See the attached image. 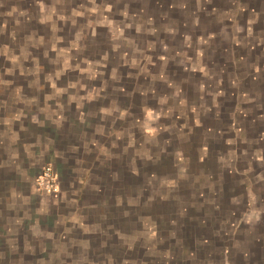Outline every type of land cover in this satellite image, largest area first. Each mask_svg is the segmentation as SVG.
Listing matches in <instances>:
<instances>
[{
  "label": "rangeland",
  "instance_id": "1",
  "mask_svg": "<svg viewBox=\"0 0 264 264\" xmlns=\"http://www.w3.org/2000/svg\"><path fill=\"white\" fill-rule=\"evenodd\" d=\"M16 1L0 0V167L11 168V188L21 184L49 207L59 202L64 188H72L68 197L72 204L83 193L82 204L89 205L87 213L70 216L74 233H46L47 240L41 237L47 253L42 260L35 257L28 264H216L214 249L202 250L200 245H214L222 233L231 231L230 210L224 211L232 197L221 201L225 183L231 180L222 172L225 159L220 167L217 161L211 164L213 176L203 173L207 162H212L204 156L206 147L200 150L205 145L184 144L183 132L173 131L181 126H163L172 116L171 107L165 110L161 100L135 110L136 97L130 93L142 88L143 79L127 76L118 80L120 54L104 62V52L110 50L105 45V50L93 52L92 57L86 54L89 59L82 56L84 52L79 55L76 39H71L69 47V41L58 39L70 37L72 30L58 27L55 14L43 11L53 0H22L23 4L12 8ZM24 5H32L34 10L20 8ZM63 10L67 12L68 6ZM95 37L103 35L97 32ZM110 83L123 88L109 95L114 100L111 106L98 110L89 106L100 93L94 87ZM186 96L183 91L174 96L179 107ZM198 102L201 95L194 94L192 104ZM81 113L85 115L86 141L95 144L96 151L72 161L69 152L79 145L64 144L58 131L72 114ZM109 114L112 116L106 117ZM179 114L174 119L179 120ZM195 134L191 137H198V130ZM89 152L87 149L85 156ZM46 166L55 175L52 192L38 182ZM85 183L92 185L85 187ZM235 192L243 193V186ZM209 202L213 204H206ZM73 211L79 214L77 209L68 213ZM62 219L50 213L49 228L61 229ZM40 247L37 242L36 248Z\"/></svg>",
  "mask_w": 264,
  "mask_h": 264
},
{
  "label": "crops",
  "instance_id": "2",
  "mask_svg": "<svg viewBox=\"0 0 264 264\" xmlns=\"http://www.w3.org/2000/svg\"><path fill=\"white\" fill-rule=\"evenodd\" d=\"M17 1L11 4L12 8L24 3ZM78 1L53 0L46 4L48 8L44 7L43 11L55 14L52 16L57 18L58 27L72 30L70 37L64 34L66 39H58L69 41L68 47L72 45L71 39H76L75 45L79 46L76 52L79 55L84 52V57L105 50L106 45L110 50L104 52V62L120 54L122 73L118 80L127 76L135 81L143 79L142 88L130 93L136 97L135 104L130 97L135 110L148 102L155 106L163 100L165 110L172 108V116L166 118L163 126H181L173 131L178 135L183 132L184 144L205 145L200 150L206 147L204 156L212 162L206 161L203 173L214 175L213 168L209 170L214 161L219 167L222 159L227 163L221 168L231 179L224 186L230 193L224 191L219 199L232 197L233 201L224 211L226 214L230 210L231 231L222 233V239L214 245L201 243L202 250L214 249L211 253L216 264H264V0ZM109 5L111 11H106ZM50 6H54L53 9ZM67 6L65 12L63 9ZM25 7L34 10L32 5L20 6ZM93 8L95 12L91 11ZM97 32L103 37H95ZM94 88L100 93L88 105L97 110L98 107L108 109L114 101L109 95L116 92V88L123 90L112 83ZM182 91L187 96L179 107L174 96ZM194 94L201 95V102L196 105L192 104ZM141 97H145L143 101ZM162 97L168 99L167 102ZM178 112L179 120L174 119ZM124 116H128L127 111ZM84 118L83 113L72 114L67 118L68 126L58 131L64 144L76 142L79 145L74 152H69L68 158L72 161L96 151V145L86 141ZM197 130L198 137L192 138L191 134L196 136ZM87 149L90 152L85 156ZM81 162L83 165L85 160ZM102 167L105 170L104 164ZM87 185L92 184H83ZM12 186L11 168L0 167V264H28L35 257L42 260L47 244L41 243V237L47 240L46 233H74L70 216L89 210L86 202L82 204L83 193L74 200L76 205L68 200L72 188H64L59 202L49 207L29 195L23 185ZM239 186H243L244 194L235 192ZM76 209L79 214L68 213ZM50 213L63 218L61 229L49 228ZM104 222L103 214V225ZM37 242L40 248H36Z\"/></svg>",
  "mask_w": 264,
  "mask_h": 264
},
{
  "label": "built area",
  "instance_id": "3",
  "mask_svg": "<svg viewBox=\"0 0 264 264\" xmlns=\"http://www.w3.org/2000/svg\"><path fill=\"white\" fill-rule=\"evenodd\" d=\"M54 172L51 166H46L43 169V173L39 178V185L42 189H46L48 191L55 190V185H54Z\"/></svg>",
  "mask_w": 264,
  "mask_h": 264
},
{
  "label": "clouds",
  "instance_id": "4",
  "mask_svg": "<svg viewBox=\"0 0 264 264\" xmlns=\"http://www.w3.org/2000/svg\"><path fill=\"white\" fill-rule=\"evenodd\" d=\"M92 2L95 3V0H92ZM105 10H106V11H111V6L109 5ZM91 11L95 12L96 9L93 8V9H91ZM75 14H76V15H83V13H75ZM67 66H68V65H67V62H66V63H65V67H67ZM82 71H84V70H82ZM53 87L55 88V84H53ZM72 87H75V85H72ZM122 115H123V113H122ZM148 115H149V117H152L153 114H152L151 112H149ZM156 118H158V116H157ZM149 131H150V132H154L155 129H149ZM58 190H59V189L57 188V191H58Z\"/></svg>",
  "mask_w": 264,
  "mask_h": 264
}]
</instances>
